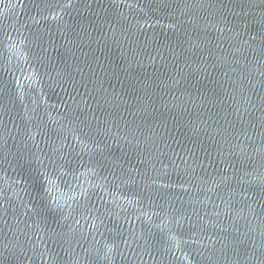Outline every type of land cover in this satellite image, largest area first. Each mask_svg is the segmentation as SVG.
<instances>
[{
	"label": "water",
	"instance_id": "95a60500",
	"mask_svg": "<svg viewBox=\"0 0 264 264\" xmlns=\"http://www.w3.org/2000/svg\"><path fill=\"white\" fill-rule=\"evenodd\" d=\"M0 264H264V0H0Z\"/></svg>",
	"mask_w": 264,
	"mask_h": 264
}]
</instances>
